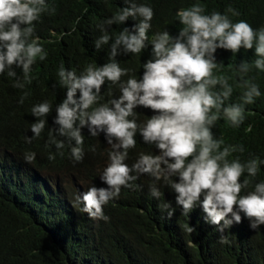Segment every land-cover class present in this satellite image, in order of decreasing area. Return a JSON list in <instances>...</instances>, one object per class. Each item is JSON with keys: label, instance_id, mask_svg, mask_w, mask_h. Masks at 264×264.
<instances>
[{"label": "clouds", "instance_id": "9594fccd", "mask_svg": "<svg viewBox=\"0 0 264 264\" xmlns=\"http://www.w3.org/2000/svg\"><path fill=\"white\" fill-rule=\"evenodd\" d=\"M126 2L130 7L100 26L103 34L95 46L103 48L106 62L97 64L88 53L78 70L61 66L58 71L67 92L56 108L49 144L54 151L65 145L68 167L57 176L38 173L27 164L35 153L26 154L27 163L22 162L10 142L0 141L4 181L16 180L6 186V193L27 194L32 181L42 190L70 192V180L76 181L84 189L77 201L96 227L99 219H108L104 206L119 197L122 187L132 188L138 177L154 178L169 191L161 205L164 217L182 224L198 217L221 234V243L227 242L225 234L257 230L264 225V183L242 196L249 181H240L245 170L256 176L259 158L247 164L230 161L228 157L243 147L221 150L223 140L214 139L211 128L221 116L235 127L244 120L242 105L223 107L233 92L227 78L236 67L240 86L246 89L243 103L251 104L261 95L257 85L246 79L252 65L245 57L255 44L254 67L264 71V28L257 32L249 23L231 22L218 12L204 15V9L195 5L177 11L183 27L173 38L161 31L168 16L163 20L152 7ZM48 10L46 0H0V79L6 74L16 77L17 66L24 81L30 82L37 57L47 56L42 39L33 36L35 22ZM227 11L239 15L235 9ZM113 24L123 30L110 42L108 28ZM15 87L23 88L24 83L17 80ZM50 110L47 102L32 108L38 119L28 129L34 134L26 137L28 143L40 136L45 121L39 118ZM128 152L133 153L131 168L125 163ZM150 191L154 198L161 196L155 186ZM142 205L143 198L138 206Z\"/></svg>", "mask_w": 264, "mask_h": 264}, {"label": "trees", "instance_id": "16d2710c", "mask_svg": "<svg viewBox=\"0 0 264 264\" xmlns=\"http://www.w3.org/2000/svg\"><path fill=\"white\" fill-rule=\"evenodd\" d=\"M135 2L152 7L163 20L168 16L161 31H167L173 38L179 36L183 27L179 17L176 18L177 11L195 5L204 9V15L218 12L228 15L231 22L249 23L257 32L264 28V0ZM46 4L49 10L35 22L33 36L42 39L40 44L44 45L46 59L37 57L29 73L30 82L24 81L23 70L17 66L16 77L6 74L0 79V141L10 142L12 152L21 155L22 162L26 154L35 153V159L25 163L38 173L52 177L61 174L69 164L65 145L54 151L49 144L56 108L67 92L59 83L58 71L61 66L69 71L78 70L88 53L97 64L106 62L103 48L95 46L103 34L100 26L130 7V3L126 0H46ZM229 8L239 15H232L227 11ZM121 30L117 24L108 28L110 42ZM246 54L245 62L252 65L246 79L257 85L261 95L251 104L243 103L246 89L240 86L239 66L236 67L235 74L227 78L233 92L223 107L242 105L244 120L235 127L221 116L211 128L214 139L223 140L221 150L227 146L243 147L242 152H233L228 157L230 161L239 159L247 164L250 159L259 158L256 176H249L246 170L241 176V183L249 181L242 189V196L254 191L256 184L264 183V71L254 67L258 58L255 44ZM17 80L24 83L23 88L15 87ZM45 102L51 109L47 116L39 118L45 121V128L28 143L26 137L34 136L28 129L38 119L33 116L32 108ZM130 119L138 120L135 116ZM249 126L251 131L247 130ZM50 155L55 159L50 160ZM132 156L128 152L125 161L130 168ZM13 168L16 167L13 165ZM2 170L3 160H0V264H264V225L255 231L246 229L237 236L225 234L227 242L221 243V234L217 231L216 235L198 217L183 224L164 217L161 205L166 202L169 191L165 183L154 178L138 177L132 182V188L122 187L119 197L104 206L108 219H99L95 227L93 220L82 211L83 203L77 201L84 189L76 181L70 180V192L60 188L56 193L42 190L32 181L26 188L27 194L14 196L6 193V186L15 185L16 180L13 177L5 183ZM153 186L161 192L159 199L151 195ZM142 198L143 205L139 207ZM199 211L205 220L201 207Z\"/></svg>", "mask_w": 264, "mask_h": 264}]
</instances>
